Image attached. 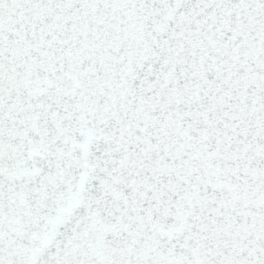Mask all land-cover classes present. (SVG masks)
I'll return each mask as SVG.
<instances>
[{"label":"snow or ice","instance_id":"1","mask_svg":"<svg viewBox=\"0 0 264 264\" xmlns=\"http://www.w3.org/2000/svg\"><path fill=\"white\" fill-rule=\"evenodd\" d=\"M0 264H264V0H0Z\"/></svg>","mask_w":264,"mask_h":264}]
</instances>
